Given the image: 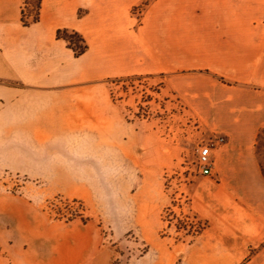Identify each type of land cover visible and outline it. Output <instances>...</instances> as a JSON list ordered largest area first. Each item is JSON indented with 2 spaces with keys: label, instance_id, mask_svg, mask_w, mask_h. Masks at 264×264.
<instances>
[{
  "label": "crops",
  "instance_id": "1",
  "mask_svg": "<svg viewBox=\"0 0 264 264\" xmlns=\"http://www.w3.org/2000/svg\"><path fill=\"white\" fill-rule=\"evenodd\" d=\"M21 10L0 0V172L104 207L115 236L134 232L148 246L131 264H264V0H41L28 27ZM64 29L85 40L84 54L57 38ZM136 77H164L210 137L225 139L192 195L207 227L185 251L158 233L164 170L107 85ZM113 256L91 220L53 222L0 194V264Z\"/></svg>",
  "mask_w": 264,
  "mask_h": 264
},
{
  "label": "rangeland",
  "instance_id": "2",
  "mask_svg": "<svg viewBox=\"0 0 264 264\" xmlns=\"http://www.w3.org/2000/svg\"><path fill=\"white\" fill-rule=\"evenodd\" d=\"M165 80L164 77H136L107 85L114 102L135 124L142 141L146 142L153 166L164 170L166 204L158 211V233L179 252L187 250L207 227L195 213L192 203V195L202 175L197 162L198 152L202 147L215 145L216 139L222 136L210 137L203 122L184 99L166 87ZM223 145L212 151V169L215 154ZM257 147L264 162V133ZM137 186L138 181H131L128 193L135 192ZM0 194L28 201L53 222L67 224L79 218L91 220L102 245L114 252L111 264H131L148 251L147 244L134 232L115 236L102 217L104 207H88L85 201L59 194L41 181L0 172Z\"/></svg>",
  "mask_w": 264,
  "mask_h": 264
},
{
  "label": "trees",
  "instance_id": "3",
  "mask_svg": "<svg viewBox=\"0 0 264 264\" xmlns=\"http://www.w3.org/2000/svg\"><path fill=\"white\" fill-rule=\"evenodd\" d=\"M21 24L24 27H28L39 21L41 11V0H21ZM143 8V7H142ZM57 38L64 40L68 48L72 50L75 57H79L87 50V44L85 40L76 32L70 30H59L57 32ZM129 79V78H127ZM127 79H116L109 80L107 83H112L120 80ZM261 138V134L258 135V141ZM82 220V218H79Z\"/></svg>",
  "mask_w": 264,
  "mask_h": 264
},
{
  "label": "built area",
  "instance_id": "4",
  "mask_svg": "<svg viewBox=\"0 0 264 264\" xmlns=\"http://www.w3.org/2000/svg\"><path fill=\"white\" fill-rule=\"evenodd\" d=\"M224 139L222 137L216 139L215 145L202 147L198 152V167L199 172L202 175H210L213 162H212V151L216 146L223 145Z\"/></svg>",
  "mask_w": 264,
  "mask_h": 264
}]
</instances>
